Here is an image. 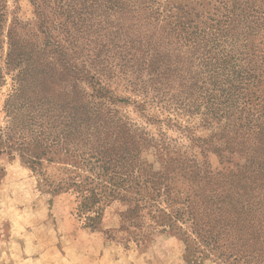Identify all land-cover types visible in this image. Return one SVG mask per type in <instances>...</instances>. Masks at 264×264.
<instances>
[{"label": "trees", "instance_id": "1", "mask_svg": "<svg viewBox=\"0 0 264 264\" xmlns=\"http://www.w3.org/2000/svg\"><path fill=\"white\" fill-rule=\"evenodd\" d=\"M77 8L67 6L58 35L44 29L42 14L43 44L7 33L16 74L0 155L42 176L46 164L56 166L50 192L74 197L77 220L91 230L120 202V232L138 247L168 234L182 241L188 264H264V0H90L91 12ZM154 104L197 117L210 135L196 138V127L168 117L194 143L153 139L113 108L131 105L162 124Z\"/></svg>", "mask_w": 264, "mask_h": 264}, {"label": "rangeland", "instance_id": "2", "mask_svg": "<svg viewBox=\"0 0 264 264\" xmlns=\"http://www.w3.org/2000/svg\"><path fill=\"white\" fill-rule=\"evenodd\" d=\"M84 3L85 11L91 12L90 0H0L5 35L0 41V69L5 77L0 87V127L7 126L5 105L16 74L7 65V33L17 34L21 44H43L46 42L42 33L43 15L48 22L44 29L58 35L66 24L67 6L76 5L80 13ZM86 89L93 93L92 87L87 85ZM113 108L145 128L153 139L158 140L164 134L167 141H179L187 146L194 143L175 126L176 120L169 124L165 120L168 117L196 127V138L204 139L211 133L197 117L163 110L155 104L150 106V113L164 120L158 125L148 123L131 105ZM193 148L192 152L201 157L200 148L197 145ZM147 158L152 161L154 156L149 153ZM210 162L214 167H221L215 155L211 154ZM56 170V166L46 164L42 170L45 176H42L18 156L0 155V264H188L184 244L175 236L156 233L138 247L127 233L120 232V214L126 209L120 202L105 207L96 230L85 227L75 215V198L50 192L46 180L57 181Z\"/></svg>", "mask_w": 264, "mask_h": 264}]
</instances>
